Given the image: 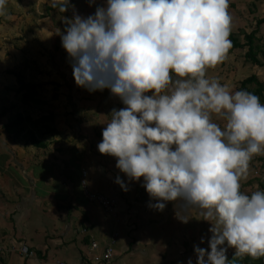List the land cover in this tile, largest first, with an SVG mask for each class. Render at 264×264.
Instances as JSON below:
<instances>
[{
    "label": "clouds",
    "instance_id": "obj_1",
    "mask_svg": "<svg viewBox=\"0 0 264 264\" xmlns=\"http://www.w3.org/2000/svg\"><path fill=\"white\" fill-rule=\"evenodd\" d=\"M51 5L73 9L55 33L76 85L107 88L124 105L111 109L97 144L127 177L114 182L124 191L140 182L148 207L174 202L184 223L193 209L210 222L208 246L194 243L187 264H236L228 248L264 257V189L241 190L250 161L264 155V102L207 75L232 45L230 0H103L86 16L72 0Z\"/></svg>",
    "mask_w": 264,
    "mask_h": 264
},
{
    "label": "crops",
    "instance_id": "obj_2",
    "mask_svg": "<svg viewBox=\"0 0 264 264\" xmlns=\"http://www.w3.org/2000/svg\"><path fill=\"white\" fill-rule=\"evenodd\" d=\"M72 4L85 16L96 7L88 0ZM5 8L0 15V264H187L190 256L195 261L193 245L208 246L210 222L198 219L195 209L191 215L197 218L180 221L174 202L163 211L148 207L141 183L128 182L124 191L114 182L118 173L127 182L116 158L97 148L102 122L113 107L124 105L107 88L89 92L76 85L70 58L55 33L64 31L62 17L71 16L73 9L61 13L51 0H8ZM229 11L231 31L245 42V32L256 29L264 17V0H230ZM256 38L264 40V23ZM239 49L231 50V56L242 58L230 65L233 73L245 63L247 50ZM260 59L262 65L249 64L264 80ZM16 68L31 87L20 88L8 71ZM219 68L207 72L222 82L227 76ZM18 117L23 118L20 123L15 122ZM259 178L264 180V155L258 154L241 187L256 190ZM83 179L92 191L116 199L113 211L84 194ZM24 244L33 255L21 252ZM109 247L110 257L97 260Z\"/></svg>",
    "mask_w": 264,
    "mask_h": 264
},
{
    "label": "trees",
    "instance_id": "obj_3",
    "mask_svg": "<svg viewBox=\"0 0 264 264\" xmlns=\"http://www.w3.org/2000/svg\"><path fill=\"white\" fill-rule=\"evenodd\" d=\"M262 23H264V17H261L258 19L256 29L252 30L251 32H245V42H242L241 40H239L237 36L234 34V32L232 31L229 36V38L232 41L233 48H236L239 46H242V47L247 46L246 60H250L252 63L260 64V65H262V62H261L259 54L261 53V51L264 54V50L263 48H261L259 44L255 43V35L257 33V29L260 27ZM233 48H230L228 52H231ZM8 71L11 73H14L17 76L18 82L20 83V88H22V90L24 88L31 87V85H33V83L28 82L25 79L21 68H16L15 70L10 69ZM251 85H254V86L252 87ZM238 87H239L238 89H246L248 91H251L257 94L260 97L261 102H264V80H261L256 73H252L246 78L242 79ZM22 120H23L22 117H18L15 120V122L20 123ZM255 188H257L256 190L264 189V180L259 178L257 180V185H255ZM241 190L245 191L243 190L242 187H241ZM256 190L252 189L251 191H245V192L251 193ZM233 253L234 252H232L228 257L230 259H234L236 261V264H264V257L253 258L247 255L243 257H234Z\"/></svg>",
    "mask_w": 264,
    "mask_h": 264
},
{
    "label": "rangeland",
    "instance_id": "obj_4",
    "mask_svg": "<svg viewBox=\"0 0 264 264\" xmlns=\"http://www.w3.org/2000/svg\"><path fill=\"white\" fill-rule=\"evenodd\" d=\"M261 18V17H260ZM247 27H250L251 26V23L248 22V25H246ZM258 39V40H257ZM231 40V39H230ZM256 41H258L260 44H262L263 48H264V40L262 41L261 39L259 38H256L255 39ZM230 48H233L232 45ZM229 48V49H230ZM237 48V47H236ZM240 48L242 49H246L247 50V46L245 47H242L240 46ZM234 49V48H233ZM242 49H239V50H242ZM264 50V49H263ZM231 52H228L227 55H226V58L223 60V62H220L219 64H217V66H220V68L217 70L220 74H222L223 76H227L226 80L225 81H222L221 83L222 84H225L227 87L229 88H234L235 86H237L239 84V81L244 77V76H248L250 73H252L253 71V68H251V65H254V63H250L249 64V60H246V58L244 59V64L241 62L240 65H237V66H240L239 69H237L236 71L237 72H234L233 73V70L230 68V65H236L237 63H239V60H242V58H237L235 55L231 56ZM260 57L264 60V54L263 52L261 51V53L259 54ZM242 57V56H241ZM256 66V65H255ZM221 70L223 72H221ZM232 70V71H231ZM239 70V72H238ZM256 70V68H255ZM26 71V70H25ZM23 71V72H25ZM226 71V72H224ZM231 71V72H230ZM257 72H259V74L262 73L263 70H256ZM14 74V73H12ZM218 74V73H216ZM15 75V74H14ZM207 75L211 78H214L213 75H215L214 73L212 72H207ZM219 75V74H218ZM16 76V75H15ZM216 76V75H215ZM260 76V75H259ZM261 77V76H260ZM264 78V74L262 75V79ZM16 81H18V78L16 76ZM252 87L254 85H251ZM256 172V171H255ZM255 174V173H254ZM257 175V174H255ZM252 188H249L248 187V191L251 190ZM255 190V189H254ZM234 252V248H228V251H227V254L228 256Z\"/></svg>",
    "mask_w": 264,
    "mask_h": 264
},
{
    "label": "built area",
    "instance_id": "obj_5",
    "mask_svg": "<svg viewBox=\"0 0 264 264\" xmlns=\"http://www.w3.org/2000/svg\"><path fill=\"white\" fill-rule=\"evenodd\" d=\"M85 170H84V175H85ZM82 188H83V192L84 194L92 201H96L98 203H100L107 211H113L115 206H116V199L109 197L101 192H96V191H92L88 185V182L86 179L82 180ZM21 252L24 254H29V255H33L34 251L30 250L29 246L24 244L21 246ZM112 253V248L109 247L107 249V251L103 254V256H97L96 259L100 260L101 258L107 259L110 257ZM56 264H70L68 262H65L63 260H57Z\"/></svg>",
    "mask_w": 264,
    "mask_h": 264
}]
</instances>
